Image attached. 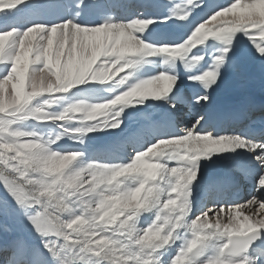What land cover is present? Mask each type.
Returning <instances> with one entry per match:
<instances>
[{
  "label": "snow or ice",
  "instance_id": "obj_1",
  "mask_svg": "<svg viewBox=\"0 0 264 264\" xmlns=\"http://www.w3.org/2000/svg\"><path fill=\"white\" fill-rule=\"evenodd\" d=\"M257 73L264 0H0V264H264Z\"/></svg>",
  "mask_w": 264,
  "mask_h": 264
},
{
  "label": "bare ground",
  "instance_id": "obj_2",
  "mask_svg": "<svg viewBox=\"0 0 264 264\" xmlns=\"http://www.w3.org/2000/svg\"><path fill=\"white\" fill-rule=\"evenodd\" d=\"M261 80V79H260ZM263 84L262 82H259V86ZM258 88V87H257ZM256 90V89H255ZM262 90V89H261ZM262 92V91H261ZM263 93V92H262ZM237 94V93H236ZM233 95V94H232ZM241 96H246L248 97L249 99L251 100H264V98L260 97L261 95L258 94L257 92L253 91V89H250V90H247L243 93H239L237 94L236 96H232L230 97L229 95L227 96L228 98H222L220 96V98H217L215 96V100H214V103L213 105L208 109L210 112L214 113L216 111V109L218 107L222 108V110L226 109L229 111L232 110L233 106L236 104V102L238 101V99L241 97ZM190 107V104H184L182 107H181V116L183 115H186V110L187 108ZM156 115H157V118L159 117V110H157L156 112ZM226 117V116H225ZM183 118V117H182ZM184 120H186V118H183ZM220 167V166H219ZM215 174H212L211 173V167H209V169L207 170V173H206V181H210L212 180L215 175ZM203 195V193L201 194Z\"/></svg>",
  "mask_w": 264,
  "mask_h": 264
},
{
  "label": "rangeland",
  "instance_id": "obj_3",
  "mask_svg": "<svg viewBox=\"0 0 264 264\" xmlns=\"http://www.w3.org/2000/svg\"><path fill=\"white\" fill-rule=\"evenodd\" d=\"M260 79L261 78L259 76V73H257L256 77L251 82L243 84V85H229V86L225 87L224 89H222L221 91L217 92L215 94V96L216 97H220V96L221 97H225V96H228V95L229 96H234V95H236V93L238 94V92L242 93V92H245V91L250 90V89H253V91L257 92L258 94L264 95V82H262ZM259 82H262L263 84H261L259 86ZM192 112H193V110H188L186 115H183L181 117L186 118V120H190L191 116H192ZM218 170H219V165L211 166V173L212 174L217 173ZM241 220H242V218H241Z\"/></svg>",
  "mask_w": 264,
  "mask_h": 264
}]
</instances>
